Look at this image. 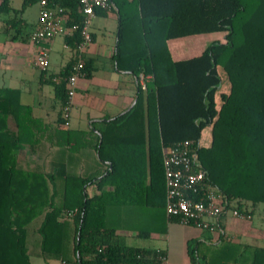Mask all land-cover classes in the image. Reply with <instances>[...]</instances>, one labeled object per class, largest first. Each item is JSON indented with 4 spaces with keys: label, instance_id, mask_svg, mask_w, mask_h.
Instances as JSON below:
<instances>
[{
    "label": "trees",
    "instance_id": "16d2710c",
    "mask_svg": "<svg viewBox=\"0 0 264 264\" xmlns=\"http://www.w3.org/2000/svg\"><path fill=\"white\" fill-rule=\"evenodd\" d=\"M110 3L118 18L116 64L146 80L128 111L96 124L93 147L99 167L84 175L71 173L69 165L48 170L41 161L48 151L36 149L38 132L46 126L20 101L17 89L0 86V264H33L32 257L45 263L159 264L162 251L121 242L107 214L123 202L120 189L140 190L142 207L165 210L162 152L177 141H193L208 184L227 198L229 207L243 212L246 203H264V0ZM48 6L64 7L68 24L82 20L78 0H48ZM12 12L19 10L10 0H0V13ZM217 31L225 32L224 40L215 39L190 57H171L169 39ZM65 40L76 48L79 31ZM72 65L53 81L61 108ZM219 67L228 79L227 90ZM206 126L210 142L202 145ZM50 134L70 150L79 145L73 130ZM35 154L39 161L29 162ZM98 180L114 192L89 196L86 187ZM187 249L194 263L264 264L262 246L223 239L216 248L201 251L197 240H189Z\"/></svg>",
    "mask_w": 264,
    "mask_h": 264
},
{
    "label": "crops",
    "instance_id": "0c3cea01",
    "mask_svg": "<svg viewBox=\"0 0 264 264\" xmlns=\"http://www.w3.org/2000/svg\"><path fill=\"white\" fill-rule=\"evenodd\" d=\"M10 4L19 12L0 13V86L17 89L20 101L28 105L33 117L46 126L45 131L39 126L43 130L38 132L42 136L36 148L38 152L48 151L41 160L46 168L53 170L69 165L73 174H88L100 166L93 147L99 132L96 124L128 111L136 101L139 85L137 76L131 70L119 68L116 64L118 18L115 6L92 17V40L83 54L88 71L77 80L70 115L65 124L64 119L61 121L62 108L55 96L53 81L58 82L61 71L75 62L76 50L66 43L65 35L54 36L44 43L49 52L48 66L46 70H40L34 65L38 46L30 40L37 25L40 6L33 0L25 5L22 0H10ZM12 17L15 20H11ZM197 35L169 39L167 45L171 57L181 59L192 56L190 53L196 42L184 38ZM171 41L176 42L171 44ZM64 128L77 133V148L70 150L68 144L58 145L56 138L50 139L51 132L57 134ZM37 156L32 155L28 161H39ZM86 190L89 196L98 195L103 190L114 192L112 185L102 184L99 180L88 185ZM117 195L123 202L109 209L108 224L115 228L124 244L162 251L165 264H200L190 260L189 240H197L201 251L207 247L216 248L223 239L234 244L264 247V208H260V203L254 206L246 203L242 216H234L227 210L219 217L218 224L222 229L219 233L182 224L170 218L165 210L142 207L144 198L140 190L120 189ZM123 195L125 199H122ZM40 220L41 217L36 218L29 227L35 228ZM32 261L33 264H49L50 261L58 264L57 260L50 259L45 263L38 257H32Z\"/></svg>",
    "mask_w": 264,
    "mask_h": 264
},
{
    "label": "built area",
    "instance_id": "2783aa9c",
    "mask_svg": "<svg viewBox=\"0 0 264 264\" xmlns=\"http://www.w3.org/2000/svg\"><path fill=\"white\" fill-rule=\"evenodd\" d=\"M82 20L80 24H68V13L64 7L51 8L48 0H36L40 6L37 25L30 35V40L37 44L38 49L34 65L40 70L48 66V40L57 35H68L79 31L81 36L77 44L76 60L66 78L67 102L62 106L64 123L70 115L71 100L75 94L77 80L85 74L84 52L91 43L90 26L96 8L107 9L110 0H78ZM138 83L145 89L146 77L138 75ZM162 163L166 188L165 211L168 216L177 217L182 224L192 225L199 229L216 230L221 233L219 217L230 210L234 216L243 214L229 207L228 200L219 191L210 186L206 172L197 157L192 140L177 141L163 148ZM247 215V214H246ZM159 264H165V256L159 257ZM58 264H68L59 261Z\"/></svg>",
    "mask_w": 264,
    "mask_h": 264
},
{
    "label": "rangeland",
    "instance_id": "374dc122",
    "mask_svg": "<svg viewBox=\"0 0 264 264\" xmlns=\"http://www.w3.org/2000/svg\"><path fill=\"white\" fill-rule=\"evenodd\" d=\"M224 34L225 32L222 31H217V32H211V33H201L199 35H197V37H186L184 38V40H195L196 44L194 49L191 50L190 55L197 53L198 51H200L201 49H203V47L205 48V46H207L211 41L218 39V40H224ZM183 40V39H181ZM174 42L176 41H171V44H174ZM219 72L222 78V89L223 90H227L229 83H228V79L226 77V74L224 72V70L219 67ZM210 142V127L206 126L201 133V137H200V143L202 145H207ZM260 208H264V203H260L259 204ZM262 210V209H261ZM36 220V218L31 221L30 224H33L34 221ZM54 261H50L49 264H54Z\"/></svg>",
    "mask_w": 264,
    "mask_h": 264
}]
</instances>
